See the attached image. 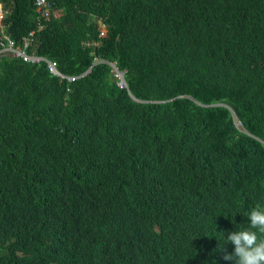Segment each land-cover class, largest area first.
I'll list each match as a JSON object with an SVG mask.
<instances>
[{
  "label": "trees",
  "instance_id": "trees-1",
  "mask_svg": "<svg viewBox=\"0 0 264 264\" xmlns=\"http://www.w3.org/2000/svg\"><path fill=\"white\" fill-rule=\"evenodd\" d=\"M53 1L0 0L77 76L0 55V264H234L264 205V0Z\"/></svg>",
  "mask_w": 264,
  "mask_h": 264
},
{
  "label": "clouds",
  "instance_id": "clouds-1",
  "mask_svg": "<svg viewBox=\"0 0 264 264\" xmlns=\"http://www.w3.org/2000/svg\"><path fill=\"white\" fill-rule=\"evenodd\" d=\"M249 223L242 230H234L225 238L221 252L225 261L234 264H264V205L252 207L247 216ZM234 246L232 253L225 251V245Z\"/></svg>",
  "mask_w": 264,
  "mask_h": 264
},
{
  "label": "built area",
  "instance_id": "built-area-1",
  "mask_svg": "<svg viewBox=\"0 0 264 264\" xmlns=\"http://www.w3.org/2000/svg\"><path fill=\"white\" fill-rule=\"evenodd\" d=\"M53 7H54L53 0H34V11L39 12L44 18H47L49 16ZM0 10H1V4H0ZM2 15L3 14L0 13V18L2 17ZM36 32L37 30H33L29 32L27 36L22 38L20 43H17L15 45L14 40L11 39L9 35L4 31V26L0 24V55H7L9 57H14V56L21 57L24 60L32 63H40L44 61L46 62V67L48 71L52 75H55L60 79H66L67 81H71L75 79L77 76L66 75L61 71H59V69L57 68V63L54 60L47 59L44 56L26 53V48L31 43H36V36H35ZM111 67L114 76L117 78V85L119 87H125L126 84L124 80L121 78L122 71H119L116 66L111 65Z\"/></svg>",
  "mask_w": 264,
  "mask_h": 264
},
{
  "label": "rangeland",
  "instance_id": "rangeland-1",
  "mask_svg": "<svg viewBox=\"0 0 264 264\" xmlns=\"http://www.w3.org/2000/svg\"><path fill=\"white\" fill-rule=\"evenodd\" d=\"M99 23H100V35L103 36L106 33V29L100 20H99Z\"/></svg>",
  "mask_w": 264,
  "mask_h": 264
},
{
  "label": "water",
  "instance_id": "water-1",
  "mask_svg": "<svg viewBox=\"0 0 264 264\" xmlns=\"http://www.w3.org/2000/svg\"><path fill=\"white\" fill-rule=\"evenodd\" d=\"M111 65L115 66L113 63H110ZM90 68L85 71V73L89 72ZM121 78L124 80V72H121ZM125 82V80H124ZM140 101V100H139Z\"/></svg>",
  "mask_w": 264,
  "mask_h": 264
}]
</instances>
